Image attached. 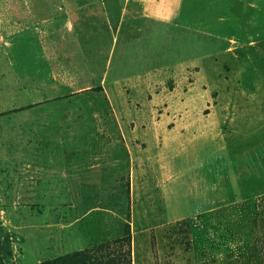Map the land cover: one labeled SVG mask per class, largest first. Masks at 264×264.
Instances as JSON below:
<instances>
[{"label":"rangeland","instance_id":"374dc122","mask_svg":"<svg viewBox=\"0 0 264 264\" xmlns=\"http://www.w3.org/2000/svg\"><path fill=\"white\" fill-rule=\"evenodd\" d=\"M127 249L264 264V0H0V264Z\"/></svg>","mask_w":264,"mask_h":264},{"label":"trees","instance_id":"16d2710c","mask_svg":"<svg viewBox=\"0 0 264 264\" xmlns=\"http://www.w3.org/2000/svg\"><path fill=\"white\" fill-rule=\"evenodd\" d=\"M117 264H131V250L127 249L124 254H123V259L121 260V262L118 263V261H116Z\"/></svg>","mask_w":264,"mask_h":264}]
</instances>
